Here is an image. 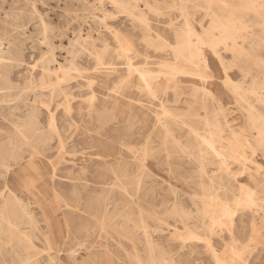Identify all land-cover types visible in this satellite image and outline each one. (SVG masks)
Returning a JSON list of instances; mask_svg holds the SVG:
<instances>
[{
    "label": "bare ground",
    "instance_id": "obj_1",
    "mask_svg": "<svg viewBox=\"0 0 264 264\" xmlns=\"http://www.w3.org/2000/svg\"><path fill=\"white\" fill-rule=\"evenodd\" d=\"M76 1L78 4L83 2ZM107 3L117 13L124 14L149 31L145 33L146 43L156 50L167 51L171 56L160 62L158 70L152 69L148 63L135 66L130 57L133 42L119 32L115 33L117 55L126 59L128 72L137 74L138 89L142 93L152 101H160V95L166 97L172 92L177 100L186 94L185 80L192 79L189 84L191 93L186 99L192 110L186 114L179 113L160 101V110L154 114L156 125L163 133L166 151L169 150V142H173L175 148L197 165L201 195L189 194L191 206H188L177 188L171 186L172 199L164 201L163 205L166 213L177 222L173 231L168 229L169 238L177 243H164L162 234L166 230L163 227L166 217L162 216L156 203L146 205L149 193H144L145 177H158L152 167L150 158L154 153L148 137L142 156H134L138 174L133 179L128 180L127 170L116 169L107 162L108 168L98 171L96 178L102 192L91 200L89 215L95 221V228L86 227V237L97 231L109 235L110 229L123 232L132 246L128 251L131 264H181L183 252L197 242L203 243L215 264H224L225 258L235 264H255L251 262L253 255L259 244L264 245V165L254 159L256 154L264 158V56L260 55V51H264V0H169L165 6L150 0L83 2L86 9L99 10L105 17H113L114 13L106 8ZM142 5L157 14L166 8L168 13H178L182 19L180 24L171 26L174 43L158 32L150 33V21ZM0 11V120L3 118L9 123L6 128L0 127V138L3 139L0 144V177L4 178L0 185V264H42L41 260L33 258L32 253L37 250L33 236L38 235L43 237L47 264H59L68 233L66 222L63 238L60 237L61 228L46 212V225L42 227L34 208L17 190L19 186L11 182V173L16 165L25 163L27 152L29 159L39 161L40 157L43 158L54 138L59 143L60 155L64 154L65 143L57 114L50 107L59 95H64L68 104V83L84 74L75 61V52L85 49L94 58L96 68L115 67L114 63L107 61L109 44L106 41H103V48H99L95 40L79 36L70 38L68 42L70 66L63 69L55 52L53 29L39 12L37 0H0ZM199 12L204 18L197 24ZM205 20L207 24H204ZM105 21L100 18V22ZM32 30L38 32V39L46 46L47 52L32 66L33 70L40 67L41 77L37 79L32 73L25 87L20 88L13 81L12 69L23 61L25 41L34 37ZM208 52L223 68V84L244 116L250 138L242 137L233 127L227 118L226 104L205 84L215 77ZM226 53L231 54L229 61L224 55ZM58 68L60 71L63 69L61 73L56 71ZM233 68L241 73V79L231 77L229 70ZM18 88L25 89V92H13ZM91 93L93 98L94 91ZM139 103L145 107L144 103ZM43 108L48 112L46 123L41 119ZM174 123L188 128L191 145L182 143L173 135L170 125ZM195 123L201 127H193ZM226 132H230L233 138L227 137ZM48 164L49 183H53L58 166L53 161ZM210 165H216L217 170L211 172ZM231 165L240 167L232 178L228 176L232 172ZM41 172L33 171L39 177ZM248 179L254 180V187L248 185ZM45 184V181L36 184L39 192L33 191L30 184H23L26 185L23 191L41 206L48 196L44 192ZM52 192L57 202L70 208L56 188L52 187ZM116 192L125 199L122 208L118 207L120 202L115 198ZM155 192L154 189L150 191L151 199L157 201ZM113 207L119 213V220L111 223ZM247 217H251L252 224L248 235H245ZM152 222L158 225L154 227ZM224 229L230 241L224 240L225 246L219 249L215 237L222 238ZM138 242L143 244V250L139 249ZM83 243L85 241L80 242ZM76 252V249H70L72 256Z\"/></svg>",
    "mask_w": 264,
    "mask_h": 264
},
{
    "label": "rangeland",
    "instance_id": "obj_2",
    "mask_svg": "<svg viewBox=\"0 0 264 264\" xmlns=\"http://www.w3.org/2000/svg\"><path fill=\"white\" fill-rule=\"evenodd\" d=\"M85 1L83 0V2ZM150 1H159L162 6H165L169 0ZM83 2L78 4L76 0H37L39 12L53 29L55 52H57L62 68L65 69L70 66L71 53H67L68 48H70L69 40L79 36H82L83 39L91 38L95 40L99 48H103V41H106L109 44L107 61L114 63L115 68H96L94 58L85 49L82 50L80 48V50L75 52V61L82 67L84 74L68 83V104L66 103V97L59 95L54 99L55 101L50 107L57 114V123L65 143L64 154L60 155L59 143L54 138L45 151L44 157H40L39 161L29 159L28 152L25 153L27 156L25 163L15 166L10 179L13 184L19 186L17 190L21 194L23 193V198L34 208V214L42 227L46 225L44 220L46 212L54 219L53 222L61 228L60 235L62 236L60 237L63 238L66 232L64 231L66 222L68 233L65 235L66 244L63 246L59 264H131L128 251L132 250V246L129 240L124 238L123 232L110 229L109 235L105 233L99 234L97 231L90 237H86L84 233L86 227L95 228V221L89 215V210L91 200L102 192L96 175L99 170L108 168L107 162L116 169L127 170L129 174L128 180L133 179L138 174L134 156H142V149L149 137L154 153V156L150 159L153 170L158 177H145L144 193H149L146 196V205L151 206L150 204L156 203L161 210L162 216L166 217V223L163 224L166 230L162 234V241L166 244H176L177 242L174 239L171 240L169 238L168 229L171 228L170 232L171 230L173 231L177 222L174 217L166 213L163 203L164 201H171V186H174L182 194L187 205L191 206L189 194L201 195V190L198 187L200 179L197 165L184 156L179 149L175 148L173 142H169V150L166 151L162 140L163 133L160 127L156 125L154 112L160 110V101H163L167 108L179 113L186 114L192 110L191 105L186 102L189 97L187 94L191 93L189 84L192 83V79L188 78V80H185V84H187L186 94L179 99L176 100L172 92H170L166 97L160 95L162 100L152 101L138 89L139 80L137 74L128 72L126 59L118 57L115 33L119 32L122 37H127L133 42L134 49L130 57L132 64L135 66L148 63V66L152 69L158 70L161 61L171 58L169 53L156 50L153 46L146 43L145 33L148 30L124 14L117 13L110 4L107 3L106 8L114 13L113 17H105L99 10L86 9ZM142 7L147 12L150 21L152 29L150 33L155 34V32H158L171 43H174L175 38L171 26L174 23L180 24L182 19L178 13H168L166 8L160 14H157L149 11L145 5H142ZM196 17L198 19L197 24H199L204 15L199 12ZM100 18L105 19V23L100 22ZM172 19L173 21H171ZM207 23L208 21L205 20L204 24ZM32 32L34 34L33 39L25 41L23 61L12 69L13 81L20 88L25 87L32 73L37 79L41 77L40 67H36L33 70L32 66L37 61H40L47 52L46 46L41 44L38 39V32L35 30H32ZM97 37H101L102 40ZM224 55L227 61L232 58L230 53ZM260 55L264 56L263 50L260 51ZM208 57L215 77L206 82V86L221 97L223 103L226 104L228 108L227 118L232 122L233 127L239 131L242 137L250 138L245 118L233 103L234 100L231 93L223 84L224 71L222 66L213 58L210 52H208ZM59 69H56V71ZM63 69L59 70V72L61 73ZM229 74L235 80L242 78L241 73L236 68L230 69ZM89 80L92 82L91 86L89 85ZM114 89H118V91L115 92ZM92 90L95 94L93 98ZM13 92L22 94L25 89L21 90L18 88ZM139 101L144 103L145 107ZM42 110L41 119L46 123L48 112L45 108ZM201 113H203V110H201ZM5 114L8 116L7 111H5ZM104 114L106 117H104ZM8 125L9 123L3 118L0 120V127L6 128ZM170 127L175 137L182 143L191 145L192 142L188 138L187 127H182L175 123L170 125ZM193 127L200 128L201 126L195 123ZM226 135L229 138H233L230 132H226ZM2 142L3 139L0 138V144ZM254 159L264 165V158L260 155L256 154ZM50 161L55 162L58 166L57 178H55L53 183H49L48 163ZM231 169L232 172L228 175L231 178L233 173L240 171L238 165H231ZM34 170L42 171L41 176L34 174ZM209 170L211 172L216 171L217 166L210 165ZM84 171L86 172L84 173ZM238 176H240L239 173ZM3 180L4 178L0 177V185L3 184ZM40 181L46 182L43 188L48 195L45 202L40 204L41 206L23 191V186L30 184L33 191L39 192L36 184H39ZM246 182L251 187L255 185L253 179H248ZM52 187L56 188L70 204V208H66L64 203L60 204L57 202L52 192ZM153 189L156 190L157 201L151 199L150 191ZM115 198L120 202L118 207L122 208L124 205L122 202L125 203V199L119 192L115 193ZM116 212V207H113L112 216L114 218L111 223H114L115 219L119 220V213ZM257 220H260L259 216H257ZM152 224L154 227L158 225L156 222H152ZM251 224V217H247L244 222L245 230H247L244 233L245 235H248ZM54 232L56 233V230ZM74 236H77V238H74ZM215 239L218 241L217 247L219 249L225 246L224 240L230 241L225 229L222 232V238L215 237ZM33 240L37 246V250L32 251L34 254L33 258L41 260L42 264H47L48 254L45 250L43 237L41 235H38V237L33 236ZM82 241H85L83 245L80 244ZM196 244L192 247L189 246L183 252L180 257V263L215 264L211 255L206 252L203 243L197 242ZM138 247L140 250L144 249L141 242H138ZM174 248L176 249V247ZM70 249L77 250L75 256H72ZM251 262L264 264V245L262 243L259 244ZM224 264L235 263L225 258Z\"/></svg>",
    "mask_w": 264,
    "mask_h": 264
}]
</instances>
